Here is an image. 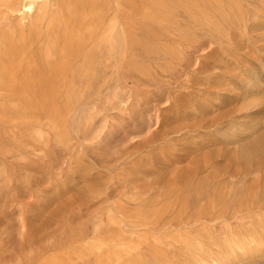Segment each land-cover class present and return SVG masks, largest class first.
I'll list each match as a JSON object with an SVG mask.
<instances>
[{
  "label": "bare ground",
  "instance_id": "6f19581e",
  "mask_svg": "<svg viewBox=\"0 0 264 264\" xmlns=\"http://www.w3.org/2000/svg\"><path fill=\"white\" fill-rule=\"evenodd\" d=\"M245 1L264 8V0H0V119L44 117L65 144L64 115L113 79L118 54L132 53L130 68L143 75L149 69L139 65L136 51L176 55L137 32L185 40L201 32L221 41L236 25L247 38L251 27L260 28L264 40V22L258 12L253 24L246 20ZM245 76L240 70L238 77ZM238 81L243 110L262 107L261 75ZM211 101L203 100L197 113H213L219 105ZM92 124L84 118L78 132L91 134ZM217 136L222 146H239L229 154L244 172L237 187L222 189L217 174L202 177L203 167L184 173L160 201L133 198L132 207H113L93 235L70 240L64 254L40 264H264V116L231 120Z\"/></svg>",
  "mask_w": 264,
  "mask_h": 264
},
{
  "label": "rangeland",
  "instance_id": "374dc122",
  "mask_svg": "<svg viewBox=\"0 0 264 264\" xmlns=\"http://www.w3.org/2000/svg\"><path fill=\"white\" fill-rule=\"evenodd\" d=\"M243 8L250 24L257 12L263 24L259 3L245 1ZM235 26L221 41L201 32L187 40L137 32L138 39L176 55L136 51L139 65L149 69L143 75L130 68L132 53L126 59L118 54L113 79L64 115L65 144L44 117L0 119V264H40L64 254L70 240L93 235L113 207H132L133 198L158 202L179 187L184 173L202 167V177L217 174L222 189L238 186L244 172L229 154L239 146L214 140L231 120L264 116L253 112L264 113V104L243 110L238 98V80L248 73L260 74L264 83V40L260 28L251 27L247 38ZM240 70L245 77H238ZM206 99L219 106L201 116L197 109ZM88 117L93 132L79 133Z\"/></svg>",
  "mask_w": 264,
  "mask_h": 264
}]
</instances>
